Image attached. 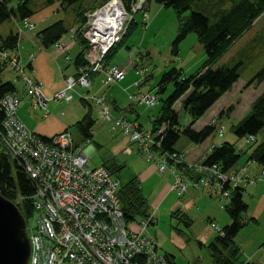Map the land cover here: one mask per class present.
Here are the masks:
<instances>
[{"label": "built area", "instance_id": "2783aa9c", "mask_svg": "<svg viewBox=\"0 0 264 264\" xmlns=\"http://www.w3.org/2000/svg\"><path fill=\"white\" fill-rule=\"evenodd\" d=\"M115 3H118L115 7L118 9L115 18L118 19L107 24L108 31H98L103 16L108 17L106 10ZM145 4L146 0H134L131 10L134 13L144 11ZM125 9L122 0H109L87 14L81 33L90 45L85 54L90 67L88 70L81 68L77 76L66 77L65 87L50 98L44 94L42 84L25 73L19 53L11 55L1 48V42L0 58L9 61L19 72L33 106L48 114L50 100L71 103L75 99L76 85L90 88L92 73L104 74L103 87L126 77L125 68L106 67L103 63L125 34ZM112 16L108 19L112 20ZM145 17H148L146 12ZM24 24L29 30L34 28L27 19ZM72 33L74 38L75 30ZM56 48L63 50L67 47L58 43ZM137 74L139 79L134 85L139 87L147 77L148 69H138ZM128 97L137 106H153L157 102L152 93L135 92L129 93ZM95 100L112 130H120L129 136L137 144L139 153L148 161L157 163L160 174H172L170 189L179 196L189 188H210L224 202L230 200L232 188L264 181V171L252 174L246 165L224 170L221 164L207 163L217 146L215 143L208 147L194 169L180 170V163H187L189 167V162L193 161L184 153L163 150L165 125L155 131H145L126 115H114L105 94ZM19 103L13 93L5 95L2 101L6 118L4 128L0 130V145L5 154L26 165V173L34 183V194L29 198L36 217V222L28 226L31 264H171L170 259L158 251L157 240L149 231L150 219L141 221L137 231L128 228L118 195L119 179L114 178L105 166L89 165L91 150L88 148L96 131L91 128L90 136L79 145L67 130L46 141L22 121L18 114ZM225 129L226 126L221 124L218 136L223 137ZM255 139L254 135H249L247 142ZM126 151L131 152L130 149ZM22 200L21 196L15 203L19 206Z\"/></svg>", "mask_w": 264, "mask_h": 264}, {"label": "trees", "instance_id": "16d2710c", "mask_svg": "<svg viewBox=\"0 0 264 264\" xmlns=\"http://www.w3.org/2000/svg\"><path fill=\"white\" fill-rule=\"evenodd\" d=\"M37 1H41V3L36 4ZM107 1L0 0V22L12 17L19 18L20 21L25 19L30 20V17L36 12L38 7H48L57 3L58 12L64 11L66 17L39 30L36 35L44 48H50L57 41L75 30V41L80 48V52L74 59V67L78 73L81 68L88 70L90 67L85 57L90 45L81 33V29L87 21V14L104 5ZM151 1H156L165 7L174 8L179 16L180 28L174 50L176 53H178L177 42L184 39L190 33L197 34L198 40L203 44L206 51L207 58L197 74L185 77L183 69L173 68L162 76L156 89V94H159L165 90L169 82H174L175 84L173 93L163 102L157 118L153 120L152 130L155 131L165 125L163 150L184 153L191 158V155L214 134L216 129L215 123H209L201 130L194 129L193 125L221 100L240 79L238 65L230 66L226 64L217 69H213V65L264 15V0H240L231 10L221 12L216 21H212L208 16L200 12H192L189 16H184V13L189 11L192 4L197 0H146L145 11H141L144 20L149 18L145 17V12L148 14V3ZM123 2L127 8H131L134 0H123ZM33 4H36L34 9L32 7ZM68 13L73 14L72 21L65 20ZM135 14L133 20L126 27L125 34L120 43L107 54L105 58L106 67H108V62L116 50L136 27ZM38 26L35 23L33 30ZM19 38L18 33L11 32L6 38H1V48L9 50L11 53L16 52V50L18 51ZM9 66L10 63L7 60L0 58V102L6 94L14 93L16 90L14 84L5 82L2 79L3 71ZM97 74L102 73H93V77ZM263 82L264 67L248 83L247 87L251 85L259 86ZM179 99H182L181 108L175 110L173 106ZM82 101L87 103L85 98H82ZM114 105H116L115 102H113L115 110L122 111H120V107ZM232 109L233 107H230L226 111L230 113ZM181 110L185 111L191 121L184 128L180 123ZM224 114L225 111L223 110L218 116L221 117ZM5 118V112L0 105V125L4 122ZM93 124L91 111H88L86 116L75 124V128L85 136L83 143L90 136L89 131L93 128ZM232 130L240 139L253 134L257 137V140L248 150H237L233 143L223 142L209 155L207 163L216 162L221 164L224 170H228L238 165L243 156L248 155L249 162H255L264 167V141L259 142L258 140L259 134L264 131V91L254 100L249 113L238 124L232 126ZM67 131L70 130L67 129ZM181 135L187 137L188 143L183 149L178 150L176 144ZM44 140L49 141L48 138H44ZM105 167L112 174L111 169L107 166ZM121 168L119 166L116 169L120 170ZM116 177L120 180L118 176ZM243 190L242 187L231 189L230 203L226 206V210L232 218V223L223 229L224 235H219L210 246L216 258L215 264H236L239 260L240 249L235 243V237L245 225L243 215L248 207L243 200ZM0 192L12 201L22 196L23 200L19 203V206L23 215L27 219L34 215L32 202L28 199L34 194V184L17 161L4 153L1 145ZM118 195L127 223L135 222L138 217L142 219L150 217L148 201L142 195L135 179L124 184L120 180ZM169 259L171 264H175L170 257Z\"/></svg>", "mask_w": 264, "mask_h": 264}, {"label": "crops", "instance_id": "0c3cea01", "mask_svg": "<svg viewBox=\"0 0 264 264\" xmlns=\"http://www.w3.org/2000/svg\"><path fill=\"white\" fill-rule=\"evenodd\" d=\"M56 12H58V9ZM44 17L45 16H40L31 20L40 27L46 23L47 18ZM61 43L66 45L67 48L63 50H59L55 46L44 48L37 38V35L35 37L27 33V35L20 36L18 53L25 66V71L28 76L42 84L43 92L49 98L52 97L55 92L65 87V78L68 75L77 74L74 67L75 58L72 56V53L78 45L72 42L67 36L61 39ZM205 56L206 55H204V57L201 56V59L202 57L204 59ZM192 59H194V57ZM8 68H10V66ZM132 70L136 72V70ZM10 74L11 78L8 77L6 82H11L16 87L14 94L20 99L19 116L31 131L37 133L41 137L50 139L67 129L72 133V128L75 127V124L86 116L87 113L79 119L76 114H73L72 107L70 106L71 104L54 100L48 102L49 113L45 114L44 110L32 105L27 96L28 94L25 86L18 82L17 76L12 70ZM135 74L137 76L134 81L124 85V91L128 95L122 92L123 90H112L114 84L105 88L101 87L103 74H97L93 77L94 80L90 90L95 91L96 94L93 96H99L105 93L112 105L113 111L118 113V115L125 112L128 118L136 119L140 123L141 115L137 110L138 106L131 104L128 97L129 93L151 91L145 90L142 85L135 87L134 83L138 79V74ZM125 79L126 77L120 82ZM148 79L149 76L145 83ZM239 80L233 88L221 98L223 101L219 100L222 102H219L221 110H227L233 107L230 113L227 112L223 115V121L231 119L236 115L237 106L241 104V99L236 103L234 102V96L237 92L244 95L250 90L255 91L244 108L250 111L251 105L256 97L264 91V82L258 87L252 85L248 89L243 90L242 85L239 84ZM131 89L135 90L130 91ZM87 92L89 93L90 91ZM92 97L91 99H93ZM86 100L87 98H85V101ZM86 102L87 103L82 101L84 105L89 104L88 100ZM113 102L116 104L114 106L120 107V111L122 110L121 112L114 109ZM124 103H128L127 107H123ZM65 109L68 112L65 113ZM242 111L243 110L240 112ZM249 111L239 119L237 116V121L231 124V129L232 126L238 124ZM187 117L189 122H187L186 125H189L191 121L188 115ZM142 127L145 130L152 129V126L148 129L143 125ZM72 136L76 145L82 144L85 139V136L75 139L73 133ZM123 136L127 138L122 154L126 156L123 160L124 165H127L128 168L132 170L130 176L136 180L142 195L148 201L149 214L152 218L150 231L157 239L159 253L170 257L175 264H215L216 258L210 246L220 234L213 224H217L220 228L224 229L232 223V218L226 210V206L230 203V200L224 202L220 201L217 193L210 188L205 189L206 191L203 189V192L190 188L185 194L179 196L170 189L173 180L172 174L170 172H166L162 175L158 174L157 164L145 160L139 153L137 145L132 143L128 136L124 134ZM214 136L210 144L218 141L217 136ZM239 139L240 138L235 134L234 137H226L222 142L233 143L237 150H241V148L248 150L251 148L250 146L252 143L248 146L241 147L243 142H239ZM91 149L92 147L88 148V150ZM127 149H130L131 152H127ZM204 153L199 151L198 148L191 155V158L200 159ZM246 156L248 165H252L250 168L255 172L253 174L264 171L263 166L255 162H249L248 155ZM241 165L246 164L239 163L235 167ZM132 178L130 180H132ZM243 189V200L248 207L243 215L245 225L235 237V243L240 249L239 260L236 264H264V181L248 184L244 186ZM224 204L225 207H223ZM198 222H201L202 226L198 228V232H195V227Z\"/></svg>", "mask_w": 264, "mask_h": 264}, {"label": "rangeland", "instance_id": "374dc122", "mask_svg": "<svg viewBox=\"0 0 264 264\" xmlns=\"http://www.w3.org/2000/svg\"><path fill=\"white\" fill-rule=\"evenodd\" d=\"M239 1L240 0H197L192 4L191 9L184 13V16H189L192 12H200L208 16L212 21H216L221 12L231 10L232 7ZM37 3H41V1H37L36 4ZM36 4L32 5L33 9L35 8ZM148 7L149 18L147 20H144L143 13L141 11L135 14L136 27L126 38L123 44L116 50L115 54L108 62L109 67L119 66L121 68H127L128 70L126 79L122 82L115 83L112 86L113 88L111 87L112 90H123L122 92L125 93L124 85L134 81L137 75L135 74L136 72H134L132 69H134V64H138L140 67L148 69L150 73L149 75H151L147 82L142 85V87H144L145 90L153 91L156 94V89L158 88L162 76L166 72H169L173 68H181L183 69L185 77L193 76L198 73L207 58V56H205V58L203 59L204 55H206V51L203 44L198 40V36L196 33H190L184 39L177 42L178 53H176L174 51L175 43L177 41L180 28L178 14L174 10V8L165 7L156 1L149 2ZM57 9V3L48 7H38L36 12L30 17V20L36 19L40 16H45L44 18H47L46 23H44L40 27H36V29L34 30L27 31L22 36L29 33L36 37V33L39 30L59 19L65 18V12L63 11L58 13L56 12ZM72 15L68 13L67 19L65 20L72 21ZM21 22L22 21H20L19 18L17 19L16 17H12L8 20L0 22V39L6 38L11 32L17 33L18 24ZM79 50L80 49L78 47L73 50L72 56L74 58H76ZM201 56H203L202 59ZM193 57L194 59H192ZM130 63H132L133 66ZM226 64L230 66H239V84H241L242 87L248 84L254 78V76L264 67V15L260 17L254 23V25L247 32H245L217 62L214 63L213 69H217L220 66ZM10 69L17 76L18 82L23 84L22 80L20 79L19 72L15 69V67L11 65V63L10 68L5 69L2 73L3 81L6 82L8 77L11 78ZM174 87V82H169L163 92L156 94L158 95V101L156 105L138 107L137 110L141 115L140 124L143 125L146 129L152 126V122L156 119V116H158L163 106V102L173 93ZM134 90L135 89H131L130 91ZM94 94H96L94 90H90V92L88 93L86 88L76 86L75 99L71 103H68L71 104L70 106L72 107L73 114H76L77 118L79 119H81L85 113L91 111V117L94 121L93 129L96 131V134L93 136V141L91 144L94 149L91 151V159L89 165L91 167L105 165L111 169L112 176L114 178L118 176L122 184L127 183L132 178L130 176V172L132 170L129 169L127 165H124L123 160L126 156L122 155L123 149L127 142V138L123 136L120 130L112 131L110 124L106 122L102 117L100 113V107L97 105L94 99H91ZM253 94L254 90H250L244 95H241L239 92H237V94L234 96V102L236 103L241 99V104L237 106V112L235 113L236 115L233 116V118L224 121L226 125L225 135L224 137H217L218 141H222L226 137H234L235 134L231 129V124L237 121V116L239 119L249 111L245 110L244 108L246 103L250 101ZM82 97L87 98L89 104L84 105L81 101ZM219 102L220 101H218L213 107H211L207 111V113L193 125L194 129L201 130L205 125L209 123H215L216 126L221 123L222 120L218 118V115L223 110H221L220 107V103L222 102ZM123 105V107H127L128 103H124ZM177 109H180V106H177ZM241 110L243 111L240 112ZM66 112L68 111H66L65 109V113ZM114 113L118 115V113H116L115 111ZM187 122H189L188 117L185 111L181 110V126L183 128L186 127ZM72 133L75 139H79L81 137L83 138V135L75 127L72 128ZM214 137V135L210 136L202 144V146L199 147V151H202L204 153L206 147H208ZM258 140L259 142L264 141V131L259 134ZM239 142L246 143L247 140L245 138H242L239 139ZM187 143V137L185 135H181L178 143L176 144V148L178 150H181L187 145ZM144 159L147 160L145 157ZM239 163L246 164L248 170L252 174L255 173L250 168V166L252 167V165H248L246 155L241 158ZM119 166H121L122 168L120 170H117L116 168ZM205 189L204 191H206ZM198 191L203 192L202 190ZM34 216L28 219L29 225H32L36 222V217ZM141 220L142 218L138 217L135 222H131L129 224V228L131 230H138V223ZM201 226L202 223L198 222L195 227V232H198V228H200ZM28 264H31L30 259L28 261Z\"/></svg>", "mask_w": 264, "mask_h": 264}, {"label": "water", "instance_id": "95a60500", "mask_svg": "<svg viewBox=\"0 0 264 264\" xmlns=\"http://www.w3.org/2000/svg\"><path fill=\"white\" fill-rule=\"evenodd\" d=\"M31 241L21 209L0 192V264H28Z\"/></svg>", "mask_w": 264, "mask_h": 264}, {"label": "bare ground", "instance_id": "6f19581e", "mask_svg": "<svg viewBox=\"0 0 264 264\" xmlns=\"http://www.w3.org/2000/svg\"><path fill=\"white\" fill-rule=\"evenodd\" d=\"M109 1V0H108ZM107 1V2H108ZM123 1V0H122ZM106 2V3H107ZM117 4L118 3H115L113 6H111L110 7V9H107L106 10V12H105V15L106 16H108V17H110L112 14H113V16H112V20L110 19H108V17H104L103 16V18L101 19V23L97 26V28H98V31H100V32H106V31H108L109 29L107 28L108 27V25L107 24H109V23H111V22H115V20L116 19H118V17L117 18H115L116 17V15H115V13H117V11H118V9L116 8L115 9V7L117 6ZM146 5V4H145ZM103 6V5H102ZM101 7V6H100ZM99 7V8H100ZM98 9V8H97ZM96 10V9H95ZM94 11V10H93ZM145 11V10H144ZM143 11V12H144ZM125 12H126V21H125V24H126V27L128 26V24L133 20V18H134V12L131 10V8H127V9H125ZM139 12V11H138ZM137 13V12H136ZM148 15V17H149V14H147ZM129 19V20H128ZM20 20V19H19ZM26 20V19H25ZM25 20H23L21 23H19L18 24V34H19V37L21 36V35H23L24 33H26V31H31V30H29L27 27H25V24H24V21ZM28 20V19H27ZM28 21H30V22H32L31 20H28ZM33 24H34V26H35V23L34 22H32ZM85 25V24H84ZM83 25V26H84ZM21 29H22V31H21ZM33 30V29H32ZM72 35H73V33L71 32L69 35H67L69 38H70V40L72 41V42H74V43H76V41H75V37L73 38L72 37ZM87 40V39H86ZM88 41V40H87ZM19 43H20V38H19ZM62 44L61 43V40H59V41H57L56 43H55V47H56V45L57 44ZM19 45V44H18ZM64 45V44H63ZM66 46V45H65ZM87 60V59H86ZM87 62L90 64V62L87 60ZM104 62H106V59H104V61H103V63ZM130 64H132V63H130ZM132 66H133V64H132ZM141 68H143V67H140L138 64H134V69L136 70V73H137V70L138 69H141ZM126 70H127V68H125ZM79 73V72H78ZM75 74V75H68V76H77V75H79V74ZM96 73V72H95ZM103 74V73H102ZM127 74H128V70H127ZM150 73H149V70H148V75H147V77L148 76H150L149 75ZM67 76V77H68ZM127 76V75H126ZM103 77H104V74H103ZM103 77H102V79H103ZM147 77L145 78V80H144V82L141 84V85H143L144 83H145V81H146V79H147ZM66 79V78H65ZM102 79H101V84H102ZM138 79H139V75H138ZM137 79V80H138ZM93 73H92V75H91V86H92V82H93ZM236 84V83H235ZM234 84V85H235ZM140 85V86H141ZM247 85L248 84H246L245 86H243V90H246V89H248L250 86H248L247 87ZM76 86H80V85H76ZM76 86H75V90H74V94H75V92H76ZM91 86H90V88H86V90L87 91H90V89H91ZM109 86V85H108ZM252 86V85H251ZM254 86V85H253ZM260 86V85H259ZM80 87H82V86H80ZM101 87H103L102 85H101ZM107 87V86H106ZM255 87H258V86H255ZM103 88H105V87H103ZM233 88V87H232ZM58 92V91H57ZM255 92V91H254ZM56 93V92H55ZM54 93V94H55ZM144 93H152V94H154L156 97H157V101H158V96L153 92V91H151V92H144ZM7 95V94H6ZM5 97V96H4ZM4 97H3V99H4ZM95 97H97V96H93L92 98L95 100ZM83 98H85V97H83ZM257 98V97H256ZM3 99L1 100V102H0V105H1V108H2V110H4V108H3V105H2V101H3ZM96 101V100H95ZM131 101V100H130ZM107 103L110 105V106H112L111 105V103L109 102V100H108V98H107ZM157 103V102H156ZM131 104L132 105H135L134 103H132V101H131ZM156 105V104H155ZM182 105V99H179V100H177L176 101V103L174 104V106H173V108L175 109V110H179V109H177V106H181ZM135 106H137V105H135ZM142 106H147V105H142ZM154 106V105H153ZM138 107H140V106H138ZM225 111V114L227 113V111L226 110H224ZM5 112V111H4ZM122 114H124V115H126V117L128 118V116H127V114L125 113V112H122V113H120L119 115H122ZM5 117H6V115H5ZM218 118L220 119V120H222L221 121V123L218 125V126H216V129H215V132H214V134L213 135H216L217 137H220V136H218V134H217V130H218V127L221 125V124H224L225 125V122L223 121V116H221V117H219L218 116ZM130 119V118H129ZM132 120H135V121H137L138 122V120H136V119H132ZM5 121V120H4ZM139 123V122H138ZM140 124V123H139ZM141 125V124H140ZM226 126V125H225ZM141 127H142V125H141ZM4 128V122L0 125V130H2ZM142 129L143 130H145L143 127H142ZM145 131H152V129L151 130H145ZM225 131H226V129H225ZM37 134V133H36ZM125 135V134H124ZM224 135H225V133H224ZM253 135V134H252ZM40 136V135H39ZM255 136V135H254ZM129 137V136H128ZM224 137V136H223ZM248 137V136H247ZM247 137H245V139L247 140ZM256 137V136H255ZM129 139H130V137H129ZM131 140V139H130ZM257 140V137H256V139H255V141ZM132 141V140H131ZM255 141H253V142H246V143H243L242 144V146L241 147H243V146H248L249 145V143H254ZM132 143H134V144H136L135 142H133L132 141ZM217 144V146H219L221 143H223L222 141H218V142H213V143H211V144ZM210 144V145H211ZM251 144V145H252ZM137 145V144H136ZM209 145V146H210ZM208 146V147H209ZM216 146V147H217ZM138 147V146H137ZM208 147H207V149H208ZM207 149H206V151H207ZM241 149H244V148H241ZM202 157H203V154H202V156H201V158L200 159H192V158H189L190 160H192L193 162H189V167H188V164L187 163H180L179 164V169L180 170H183V171H187V170H192V169H194V166L196 165V164H198L201 160H202ZM207 161H208V158H207ZM21 167H22V169H23V171L26 173V165L24 164V163H22V162H20V161H18L17 162ZM214 163H216V162H214ZM210 164H213V163H210ZM219 164V163H218ZM26 175H27V173H26ZM28 176V175H27ZM29 177V176H28ZM30 178V177H29ZM31 179V178H30ZM31 181L33 182V180L31 179ZM34 184V183H33ZM190 189V188H189ZM188 189V190H189ZM195 189V188H194ZM187 190V191H188ZM197 190V189H196ZM186 191V192H187ZM185 192V193H186ZM184 193V194H185ZM25 199V198H24ZM29 199V198H28Z\"/></svg>", "mask_w": 264, "mask_h": 264}]
</instances>
